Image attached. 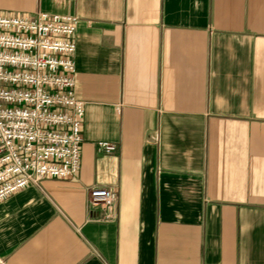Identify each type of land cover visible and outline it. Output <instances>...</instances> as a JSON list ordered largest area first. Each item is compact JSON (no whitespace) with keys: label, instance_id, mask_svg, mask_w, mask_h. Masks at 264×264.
I'll list each match as a JSON object with an SVG mask.
<instances>
[{"label":"crops","instance_id":"crops-1","mask_svg":"<svg viewBox=\"0 0 264 264\" xmlns=\"http://www.w3.org/2000/svg\"><path fill=\"white\" fill-rule=\"evenodd\" d=\"M38 11L77 17L80 165L0 200V264H264V0H0Z\"/></svg>","mask_w":264,"mask_h":264},{"label":"built area","instance_id":"built-area-1","mask_svg":"<svg viewBox=\"0 0 264 264\" xmlns=\"http://www.w3.org/2000/svg\"><path fill=\"white\" fill-rule=\"evenodd\" d=\"M76 22L41 11L0 14V200L78 172L84 105L74 93ZM88 197L93 207L109 208L116 194L95 187Z\"/></svg>","mask_w":264,"mask_h":264}]
</instances>
